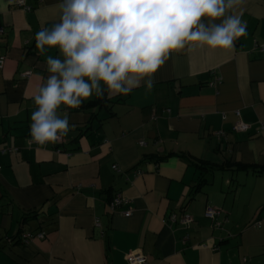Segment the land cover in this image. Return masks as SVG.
<instances>
[{"label": "crops", "instance_id": "1", "mask_svg": "<svg viewBox=\"0 0 264 264\" xmlns=\"http://www.w3.org/2000/svg\"><path fill=\"white\" fill-rule=\"evenodd\" d=\"M23 2L0 0V264H127L133 250L147 264H264V171L234 167L264 166V0L230 10L246 28L233 49L186 42L150 91L61 105L71 131L45 145L29 143L33 97L46 58L63 57L39 54L35 34L59 22L61 0ZM117 193L127 217L109 208ZM27 232L43 237L20 241Z\"/></svg>", "mask_w": 264, "mask_h": 264}, {"label": "clouds", "instance_id": "2", "mask_svg": "<svg viewBox=\"0 0 264 264\" xmlns=\"http://www.w3.org/2000/svg\"><path fill=\"white\" fill-rule=\"evenodd\" d=\"M240 2L61 0L59 22L35 34L39 54L58 48L63 59L46 58L50 75L33 97L32 142L45 145L71 131L67 113L58 114L61 105L78 108L93 95L103 98L105 91L126 95L142 82L150 91L153 74L186 42H193L189 51L203 45L233 49L246 35L240 17L230 14Z\"/></svg>", "mask_w": 264, "mask_h": 264}, {"label": "built area", "instance_id": "3", "mask_svg": "<svg viewBox=\"0 0 264 264\" xmlns=\"http://www.w3.org/2000/svg\"><path fill=\"white\" fill-rule=\"evenodd\" d=\"M16 4L22 7L24 10H30V7L25 5L23 0H16ZM3 33V29L0 28V35ZM256 46L259 48V50L264 53V42L256 44ZM3 63V56L0 55V67L2 66ZM29 75V72H24L22 74V77H27ZM220 79L217 78L214 81H211L208 83L209 86H213L216 82H219ZM238 114V112H236ZM249 128V126L241 121H238L235 123L233 126V129L235 131H246ZM62 141V136H60L57 141L54 143H60ZM29 143L32 144V140H29ZM35 144V143H33ZM116 166H113V169H115ZM124 205L126 208L122 211L123 216L127 217L131 214V207L129 205V201L127 198L123 197L120 193H117L113 196L111 201L109 202V208L111 211H114L118 206ZM218 214V210L212 207H207L206 208V215L210 217L211 219H214L215 216ZM169 218L171 222L176 221V216L174 214H170ZM179 223L182 225H188L192 221V217L188 214H182V216L178 219ZM43 237V233L35 234L33 235L32 233H22L20 235V238L23 242H27L33 237ZM126 261L127 264H147L145 255L141 253L139 250H133L129 251L126 256Z\"/></svg>", "mask_w": 264, "mask_h": 264}, {"label": "trees", "instance_id": "4", "mask_svg": "<svg viewBox=\"0 0 264 264\" xmlns=\"http://www.w3.org/2000/svg\"><path fill=\"white\" fill-rule=\"evenodd\" d=\"M103 99H104V97L103 98H96L95 100H93L92 102L88 103L87 105L90 106V105L100 104ZM196 165L199 167V169H203L204 168L203 164L197 163ZM234 167H235L236 170L239 169V170H242V171H251V172H255V173H259V172L264 171V166L255 167V166H246V165H241V164H234ZM20 241H22L21 238H20Z\"/></svg>", "mask_w": 264, "mask_h": 264}]
</instances>
